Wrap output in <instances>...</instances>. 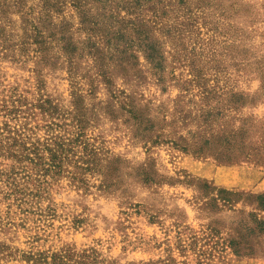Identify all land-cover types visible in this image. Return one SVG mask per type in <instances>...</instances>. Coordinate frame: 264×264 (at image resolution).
I'll return each instance as SVG.
<instances>
[{
  "label": "rangeland",
  "instance_id": "rangeland-1",
  "mask_svg": "<svg viewBox=\"0 0 264 264\" xmlns=\"http://www.w3.org/2000/svg\"><path fill=\"white\" fill-rule=\"evenodd\" d=\"M39 1L8 11L12 0H0V264H77L85 255L86 264H264V234L247 237L242 229L253 218L264 221L256 200L264 196V0L164 1V21L175 27L168 36L153 33L166 82L157 85L147 72L139 87L145 98L176 114L183 80L204 77L192 82L193 101L185 106L200 118L204 92L226 93L224 102L212 104L221 114L213 129L225 136H183L223 141L208 152L214 156L134 143L129 125L103 108L110 94L77 43L83 38L74 32L70 5L53 23L71 21L78 77L58 46L45 60L35 52L30 39ZM115 86L126 87L121 76ZM178 126L183 134L201 130L198 121ZM55 142L80 164L107 166L109 160L117 171L106 185L99 171L72 163L59 176L45 174V148L56 149ZM35 147L44 159L37 153L30 162L25 156L34 158ZM230 151L249 157H215ZM142 168L153 182L142 181ZM223 190L229 202L218 193Z\"/></svg>",
  "mask_w": 264,
  "mask_h": 264
},
{
  "label": "trees",
  "instance_id": "trees-1",
  "mask_svg": "<svg viewBox=\"0 0 264 264\" xmlns=\"http://www.w3.org/2000/svg\"><path fill=\"white\" fill-rule=\"evenodd\" d=\"M164 1L169 2L171 0H40L41 8L34 18L35 24L32 26L30 40H32L33 45L38 47L35 52L42 55V60H45L46 55L51 50H55V46H58L60 52L67 59L70 74L76 79L78 71L75 70L74 65L77 47L73 42L71 21L62 18L61 22L53 23L55 18H60V15L65 12V7L70 5L78 25L74 32L83 38H79L77 43L81 46L82 51L89 56L96 81L104 84L110 94V101L106 102L103 108L115 118L122 119L123 124L129 125L133 142L151 147L166 143L183 151L208 155L212 149L222 148L223 141L215 143L210 138L203 137L190 140L183 136H225L224 131L223 135H219V132L213 129L217 117L221 114L218 107L212 106V104L213 102L218 104L222 100L224 102L226 93H217L212 90L204 92L201 97L203 107L200 110L201 117L199 118L198 116L195 117L192 111L185 110V106L193 101L189 94V87L192 82L195 80L206 81L204 77L194 76L192 80H183L185 87H182V94H179L173 101L176 114L168 113L163 105H156L154 100L145 98L143 92L139 90V87L147 79V72L157 85L161 86L163 82H166L161 44L155 34L153 35V33L163 32L168 36L171 34L172 28L175 27L173 24L164 21L166 10L169 9V4L165 5ZM177 2H179L178 5H183L182 0H177ZM23 4H25V0H12L8 5V11L22 9ZM170 12L173 13V10ZM148 13H150L149 16L146 15ZM187 15L190 16L188 10ZM188 18L190 19V17ZM29 21L26 20V23L28 24ZM190 21L194 20L191 19ZM186 24L189 23L178 24L179 35L182 34L181 31L185 30ZM116 76H121L122 83L126 86L124 89H115ZM170 78L178 80L175 74H171ZM215 80L218 82L217 78ZM90 85V90L93 91L95 87L93 84ZM231 97L234 96L231 95ZM79 99L77 96V101ZM210 101L212 102L208 106ZM204 105L208 108H205ZM197 121L199 129H201L197 133L187 132L183 134L178 132L177 129L181 128L178 123L187 126ZM77 122L80 124L81 121L77 118ZM164 136L179 137L172 139ZM226 141L228 145L225 147L231 148L229 140ZM56 145V149H52L49 144L45 148V155L48 159L45 174L51 173L59 176L64 171L65 166L72 163L73 167L75 166L81 171H99V174L104 178L105 184H103L106 185L108 177H112L113 170L117 171V169L112 168V162L109 160L107 166L103 164L95 166L93 164L92 166L90 160H84L86 162L80 164L77 162L78 156L69 158L68 149L64 143H56ZM93 150L94 148L89 151V158L96 155ZM31 151L34 158L29 153L25 159L35 162L39 148L35 147ZM209 155L214 156L212 153ZM38 157L44 159L39 153ZM215 157L225 161H240L248 158L249 153L239 151L234 154V151H230L223 154L220 152ZM79 159L83 160V157ZM19 161L21 162V160ZM150 175L149 169H141L140 176L144 183L154 181L153 176ZM218 193L223 195L221 198L225 202L230 201L228 199L229 192L223 190ZM256 200L259 201L258 207L264 209V196H256ZM251 222V225H244L242 228L247 233V237L264 234V221L253 218ZM79 258L82 261H76L77 264L88 263L85 259H88L89 256L85 255Z\"/></svg>",
  "mask_w": 264,
  "mask_h": 264
}]
</instances>
